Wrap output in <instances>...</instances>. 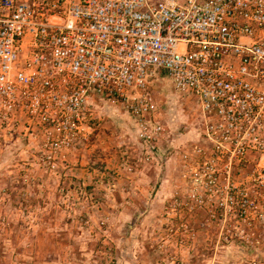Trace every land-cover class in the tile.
Returning a JSON list of instances; mask_svg holds the SVG:
<instances>
[{"label": "built area", "instance_id": "2783aa9c", "mask_svg": "<svg viewBox=\"0 0 264 264\" xmlns=\"http://www.w3.org/2000/svg\"><path fill=\"white\" fill-rule=\"evenodd\" d=\"M155 71L199 108L200 185L264 149V0H0V131L43 153L89 136L95 97L125 104L156 149Z\"/></svg>", "mask_w": 264, "mask_h": 264}, {"label": "rangeland", "instance_id": "374dc122", "mask_svg": "<svg viewBox=\"0 0 264 264\" xmlns=\"http://www.w3.org/2000/svg\"><path fill=\"white\" fill-rule=\"evenodd\" d=\"M149 80L154 150L125 104L98 97L71 151L0 131V264H264V149L200 185L196 101L160 71Z\"/></svg>", "mask_w": 264, "mask_h": 264}, {"label": "trees", "instance_id": "16d2710c", "mask_svg": "<svg viewBox=\"0 0 264 264\" xmlns=\"http://www.w3.org/2000/svg\"><path fill=\"white\" fill-rule=\"evenodd\" d=\"M8 189H9V187H8ZM8 189L5 188V191L8 190ZM3 222H5V221H3ZM223 240L227 244L231 243V242L232 243L236 242L234 245H236L237 243H239V244L240 243H246V240L244 238H242V237H239L237 234H233V235L226 234L224 236Z\"/></svg>", "mask_w": 264, "mask_h": 264}, {"label": "crops", "instance_id": "0c3cea01", "mask_svg": "<svg viewBox=\"0 0 264 264\" xmlns=\"http://www.w3.org/2000/svg\"><path fill=\"white\" fill-rule=\"evenodd\" d=\"M157 114H158V113L156 112V114H155L156 118H157ZM157 119H158V118H157ZM143 179H144V177H143Z\"/></svg>", "mask_w": 264, "mask_h": 264}]
</instances>
